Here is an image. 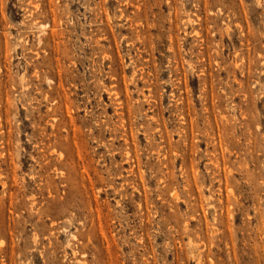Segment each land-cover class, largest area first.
<instances>
[{
    "label": "rangeland",
    "instance_id": "rangeland-1",
    "mask_svg": "<svg viewBox=\"0 0 264 264\" xmlns=\"http://www.w3.org/2000/svg\"><path fill=\"white\" fill-rule=\"evenodd\" d=\"M0 264H264V0H0Z\"/></svg>",
    "mask_w": 264,
    "mask_h": 264
}]
</instances>
